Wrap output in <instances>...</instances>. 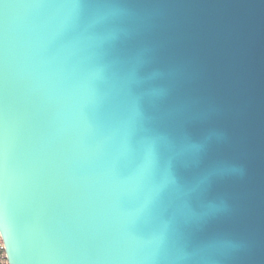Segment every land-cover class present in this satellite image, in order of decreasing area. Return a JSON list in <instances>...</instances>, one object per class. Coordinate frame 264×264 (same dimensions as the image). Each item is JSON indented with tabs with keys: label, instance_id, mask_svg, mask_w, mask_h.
<instances>
[{
	"label": "water",
	"instance_id": "1",
	"mask_svg": "<svg viewBox=\"0 0 264 264\" xmlns=\"http://www.w3.org/2000/svg\"><path fill=\"white\" fill-rule=\"evenodd\" d=\"M5 129L7 264H264V0H0Z\"/></svg>",
	"mask_w": 264,
	"mask_h": 264
},
{
	"label": "snow or ice",
	"instance_id": "2",
	"mask_svg": "<svg viewBox=\"0 0 264 264\" xmlns=\"http://www.w3.org/2000/svg\"><path fill=\"white\" fill-rule=\"evenodd\" d=\"M0 217L3 216L7 208V176H8V152L6 143V129L3 139H0ZM0 234H2L5 241H8V231L7 228H0ZM9 249H11V244L9 242ZM14 262V257H13Z\"/></svg>",
	"mask_w": 264,
	"mask_h": 264
},
{
	"label": "trees",
	"instance_id": "3",
	"mask_svg": "<svg viewBox=\"0 0 264 264\" xmlns=\"http://www.w3.org/2000/svg\"><path fill=\"white\" fill-rule=\"evenodd\" d=\"M0 245H2V241L0 239ZM3 252V249L0 248V264H7V261L5 258L1 257V253Z\"/></svg>",
	"mask_w": 264,
	"mask_h": 264
},
{
	"label": "built area",
	"instance_id": "4",
	"mask_svg": "<svg viewBox=\"0 0 264 264\" xmlns=\"http://www.w3.org/2000/svg\"><path fill=\"white\" fill-rule=\"evenodd\" d=\"M0 248H2V249H3V244H2V245H0ZM1 257L5 258L4 249H3V252L1 253Z\"/></svg>",
	"mask_w": 264,
	"mask_h": 264
}]
</instances>
